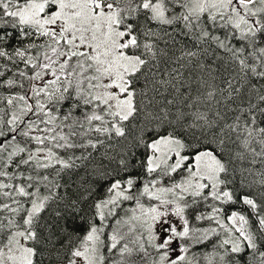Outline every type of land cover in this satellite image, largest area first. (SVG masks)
Listing matches in <instances>:
<instances>
[{
	"label": "snow or ice",
	"instance_id": "6c2138e0",
	"mask_svg": "<svg viewBox=\"0 0 264 264\" xmlns=\"http://www.w3.org/2000/svg\"><path fill=\"white\" fill-rule=\"evenodd\" d=\"M0 264H264V0H0Z\"/></svg>",
	"mask_w": 264,
	"mask_h": 264
}]
</instances>
